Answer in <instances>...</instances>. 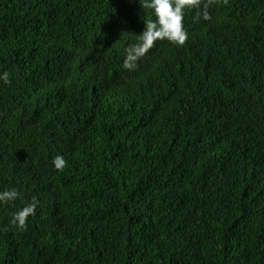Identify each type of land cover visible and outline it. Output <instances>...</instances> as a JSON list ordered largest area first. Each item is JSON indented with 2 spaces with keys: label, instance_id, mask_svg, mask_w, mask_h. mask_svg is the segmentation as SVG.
Instances as JSON below:
<instances>
[{
  "label": "trees",
  "instance_id": "1",
  "mask_svg": "<svg viewBox=\"0 0 264 264\" xmlns=\"http://www.w3.org/2000/svg\"><path fill=\"white\" fill-rule=\"evenodd\" d=\"M205 2L125 68L140 0H0V264H264V0Z\"/></svg>",
  "mask_w": 264,
  "mask_h": 264
},
{
  "label": "clouds",
  "instance_id": "2",
  "mask_svg": "<svg viewBox=\"0 0 264 264\" xmlns=\"http://www.w3.org/2000/svg\"><path fill=\"white\" fill-rule=\"evenodd\" d=\"M140 4L145 8H150L154 12L155 19L145 20L146 27L141 34V40L128 49L123 66L132 68L130 63L133 57L143 56L147 50L157 41L167 39L177 44H183L188 38L187 30L184 27L185 8L195 5L198 9L197 18L201 15L204 19L210 18L209 5L203 3L201 7L196 0H140ZM0 81L11 83L8 71L0 72ZM52 163L56 169H62L67 161L62 154H56L52 158ZM21 193L16 187H5L0 190V203L15 201ZM39 204V199L33 197L30 202L25 203L18 210L14 211L9 220L10 225L20 228L26 226L29 216L35 215V210Z\"/></svg>",
  "mask_w": 264,
  "mask_h": 264
}]
</instances>
